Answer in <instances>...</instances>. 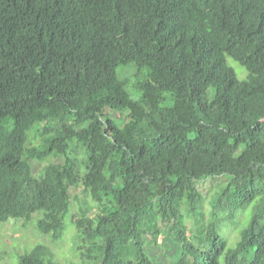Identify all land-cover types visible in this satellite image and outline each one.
Returning <instances> with one entry per match:
<instances>
[{
	"label": "trees",
	"instance_id": "trees-1",
	"mask_svg": "<svg viewBox=\"0 0 264 264\" xmlns=\"http://www.w3.org/2000/svg\"><path fill=\"white\" fill-rule=\"evenodd\" d=\"M34 214L82 264H264V0H0V222Z\"/></svg>",
	"mask_w": 264,
	"mask_h": 264
},
{
	"label": "rangeland",
	"instance_id": "rangeland-1",
	"mask_svg": "<svg viewBox=\"0 0 264 264\" xmlns=\"http://www.w3.org/2000/svg\"><path fill=\"white\" fill-rule=\"evenodd\" d=\"M227 64L234 70L239 81L245 78L246 71L238 63L227 58ZM121 70L122 68L117 70L119 75L121 72L122 76L128 77L130 81L133 80L132 77H130L132 73L131 67H126L122 71ZM111 116L118 123L127 121L124 116H120L114 111L111 112ZM32 164L36 177H39V174L46 163L32 162ZM224 184V179L217 178L196 184L198 190L204 196V205L207 215L210 198L216 191L221 190ZM69 194L71 196H78V201H72L70 214H76L78 212V207L80 204L83 205L84 201L89 207H93L91 200L81 193L80 188H70ZM38 216V214H34L32 219L28 222L15 219L0 222V264H19L20 256L29 253L37 246H42L46 253V257L51 258L56 264H82L83 258L79 249L81 242L79 241L77 231L69 218L66 222L65 231L63 232L61 239L53 240L48 235L39 233L36 229L35 222ZM239 228L240 225L238 224L236 226L228 225L224 228L223 231L230 246H232L237 240ZM149 253L153 255L155 264H172L178 254V248L172 243L170 236L164 232L163 235L158 238L155 246L149 249Z\"/></svg>",
	"mask_w": 264,
	"mask_h": 264
}]
</instances>
